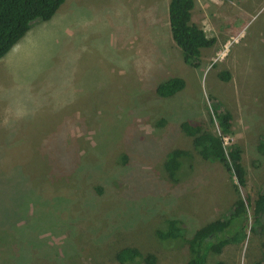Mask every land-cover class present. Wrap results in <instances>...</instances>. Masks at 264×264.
Returning a JSON list of instances; mask_svg holds the SVG:
<instances>
[{"label":"rangeland","instance_id":"374dc122","mask_svg":"<svg viewBox=\"0 0 264 264\" xmlns=\"http://www.w3.org/2000/svg\"><path fill=\"white\" fill-rule=\"evenodd\" d=\"M69 1L74 38L29 47L27 78L0 71V264H119L127 247L153 264H186L187 241L156 233L176 219L189 239L240 197L246 239L208 264H264V221L253 230L264 190V0H195L192 22L216 39L199 68L173 40L170 0ZM174 77L185 89L161 97ZM220 113L247 173L239 191L181 130L203 120L222 136ZM175 149L190 155L172 180L165 162Z\"/></svg>","mask_w":264,"mask_h":264},{"label":"trees","instance_id":"16d2710c","mask_svg":"<svg viewBox=\"0 0 264 264\" xmlns=\"http://www.w3.org/2000/svg\"><path fill=\"white\" fill-rule=\"evenodd\" d=\"M65 2L66 0H0V60L28 34L34 23L50 21ZM195 3V0H170L169 21L173 40L182 51L185 63L199 68L202 51L213 47L216 39L207 37L203 29L192 22ZM222 76L228 77L225 74ZM185 86L184 79L174 77L161 83L157 93L163 98H169L184 90ZM217 120L222 136L210 132L203 120H187L181 124V130L192 139L194 150L202 159L224 165L230 175L236 178L235 187L239 191V187H245L247 183L241 150L234 144L226 146L224 141V136H228L231 130L230 115L220 113ZM260 146L264 148V140ZM189 155L190 152L182 149L168 153L165 169L172 180H177L179 174L183 173V158L187 159ZM122 158L125 161L127 159L126 156ZM247 214V202L240 197L228 214L197 229L189 239L185 238L183 224L176 219L168 220L167 229L158 231L156 235L161 241L184 238L190 252L186 264H208L210 256H218L227 246L240 244L246 239L244 223ZM253 215V230L255 226L260 229L264 221V190L255 200ZM116 259L119 264L156 262L154 255H144L133 247L120 250Z\"/></svg>","mask_w":264,"mask_h":264},{"label":"crops","instance_id":"0c3cea01","mask_svg":"<svg viewBox=\"0 0 264 264\" xmlns=\"http://www.w3.org/2000/svg\"><path fill=\"white\" fill-rule=\"evenodd\" d=\"M72 3L71 1L66 0V2L58 10V13H56V15L50 21L34 23L28 34L3 59L0 60V71H5L7 69V72H9L11 67H18L22 72V75L27 78L30 75V73H28L29 71L22 69V67L20 68V66L23 62V54H28L27 49L29 47L31 48L33 44L37 42L41 44L43 39H46L50 42L52 41L51 43L55 45H59L60 39L62 37L71 39L74 38L73 31L70 28L73 24L72 21L76 20L71 19V13L73 9ZM57 14H59L58 17ZM53 44L51 46H53ZM58 52H60L59 65L58 68H54L62 69L64 67L63 59H65L64 56L61 55L64 52L63 47L58 49ZM76 54L77 53L74 55L75 59H77ZM23 72L26 73L24 74Z\"/></svg>","mask_w":264,"mask_h":264},{"label":"built area","instance_id":"2783aa9c","mask_svg":"<svg viewBox=\"0 0 264 264\" xmlns=\"http://www.w3.org/2000/svg\"><path fill=\"white\" fill-rule=\"evenodd\" d=\"M226 144V143H225Z\"/></svg>","mask_w":264,"mask_h":264}]
</instances>
